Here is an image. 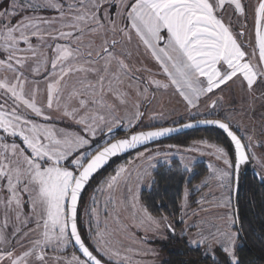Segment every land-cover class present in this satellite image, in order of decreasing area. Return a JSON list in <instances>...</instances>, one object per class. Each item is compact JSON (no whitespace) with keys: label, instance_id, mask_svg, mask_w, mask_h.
<instances>
[{"label":"snow or ice","instance_id":"1","mask_svg":"<svg viewBox=\"0 0 264 264\" xmlns=\"http://www.w3.org/2000/svg\"><path fill=\"white\" fill-rule=\"evenodd\" d=\"M3 4L6 6H0V48L4 53L0 58L3 70L0 73V196L3 197L0 202L5 208L16 210L17 220L24 204H29L35 228L24 232L21 239L27 238L30 232L36 233L37 239L30 241L27 248L21 244L20 252L15 248L0 250V264H48L49 247L55 250L70 243L78 246L81 253V256H73V264H106L104 257L124 264L128 257H122L121 252L111 246L105 232L97 230L92 235L95 248L82 238L79 230L81 194L111 157L179 129L141 130L125 138L109 140L95 152L90 151L92 138L98 132L106 130L111 134L123 123L121 117L114 115L115 106L106 102V95L115 94L120 103L126 104L127 99H121L125 94L118 86L125 77L137 79L131 76L129 65L116 54L120 41L115 37L120 35L122 39L131 40L134 34L158 63L168 82L149 79L148 86L174 87L189 108H198L201 97L210 99L209 94L223 92L230 83L239 81L248 93L256 87H264V0H254L250 5L254 46L248 49L243 39L246 32L240 30L243 25L239 23L247 17L249 8L244 0H37L35 4L31 0L27 3L3 0ZM42 8L52 9L58 15L50 18L21 15ZM85 36L98 38L100 43L97 45L95 39L85 43L82 39ZM33 38L41 44L46 39L65 42L55 43L53 59L45 57L32 67L29 60L41 55L32 43ZM21 44L26 47L22 48ZM26 69L36 74L43 69L46 81L43 100L38 85L28 80ZM73 75H81L82 79L65 95L66 78ZM137 89L138 95L147 92V87L143 92L138 85ZM216 104L217 101L212 100L210 107L215 108ZM133 107V112L126 113L129 127L143 115L138 104ZM61 119L71 120L80 131L58 128L53 121ZM196 124L217 126L234 144L231 157L223 146L209 145L224 164V168L213 169V173L229 193L241 166L250 160L259 161L264 172V156L257 157L248 151L252 136L242 139L226 120L204 119ZM180 127L194 125L188 123ZM17 139L20 143H16ZM9 140L12 142H7ZM200 143L206 141L194 142ZM159 156L167 162V154L159 149L139 152L136 160L146 174ZM136 167L132 160L119 166L97 191L111 192L121 183H127ZM132 199L133 207L141 213L137 227L175 233L168 215L154 216L147 206L139 203L135 194ZM230 199V195L225 197L224 206ZM91 200L93 205L97 203L95 195ZM187 207L188 190L185 189L178 209L182 221ZM87 211L98 215L95 207ZM21 222L27 223V220ZM236 223L237 215L229 213L223 227L205 230L197 226L198 231L190 234L187 242L203 249L207 256L215 257L219 252L224 257L221 264H242L237 254L240 234L233 231ZM7 225L5 217L3 226ZM19 232L16 228L13 235ZM5 240L4 232L0 231V242Z\"/></svg>","mask_w":264,"mask_h":264},{"label":"rangeland","instance_id":"2","mask_svg":"<svg viewBox=\"0 0 264 264\" xmlns=\"http://www.w3.org/2000/svg\"><path fill=\"white\" fill-rule=\"evenodd\" d=\"M23 3H27L28 0H21ZM33 4L37 3V0H31ZM249 5L247 17L242 18L239 23L243 25L240 30L246 32L244 44L246 49L254 46V27L253 16L251 10V4L254 0H244ZM0 6H6L3 4V0H0ZM114 11V9H113ZM231 13V9L228 10ZM39 15L42 17H55L58 14L52 9H37L35 12L28 10L21 15ZM232 19L235 21V17ZM15 23V19L13 20ZM120 43L117 45L116 54L129 65L132 69L131 76L125 77L123 83L119 85V91L124 93L127 103L122 104L117 99L115 94L106 95V102L110 105H114L116 111L114 115L121 117L123 123L117 127H121L122 131H128L130 129L141 130L149 127L160 125H173L182 121L202 118L204 116L219 115L226 119L232 127L236 128L240 135L246 139V136H252L253 142L249 146L248 150L254 152L257 157L264 156V87H256L252 93H248L241 87L239 81L235 84H229L224 88L223 92L217 91L210 99L201 97L198 108H189L186 105L183 97L178 94V91L169 86L168 88H157L155 85H147L149 79H155L167 83V77L162 72L158 63L151 57L150 53L144 48V45L133 34L131 40L122 39L120 35L115 37ZM85 43L89 39H95V43H100L98 38L85 36L82 38ZM62 40H50L46 39L43 44L33 38L32 43L38 48V55L36 59H30L29 64L35 67L38 63H41L45 57L49 60L55 57L54 46L55 43H64ZM51 44L53 47L49 48L47 45ZM22 48L26 47L24 44L20 45ZM19 55H31L30 53H20ZM3 49L0 48V58H3ZM50 67V65H49ZM3 70L0 69V73ZM28 80L34 81L40 89V99L43 100L46 81L43 69L40 74L31 72L29 69L25 70ZM11 75L10 73H5ZM82 79L81 75H73L66 78L65 95L67 91L76 84L78 80ZM89 79L94 82V78L89 76ZM137 85L139 91L143 92V88L147 87V92L142 95H138ZM32 85H29L31 89ZM222 97V99H218ZM212 100H216L217 104L215 108L210 107ZM11 104V101H9ZM135 104L139 105V111L143 113L139 121L133 122L131 127L127 124L126 113H131L135 110L133 107ZM95 111L96 109H92ZM104 114V110L101 111ZM39 122V118H36ZM53 123L58 128H63L71 132H79L80 127L74 124L69 119L55 120ZM119 132V133H120ZM118 133L107 134L105 132H98L97 136L92 138L90 151L95 152L97 148L107 143L114 138ZM206 141V143L194 144V142ZM11 143L12 141H7ZM16 143H20L17 139ZM209 145L223 146L229 153L230 147L218 133L203 131L197 137L191 139L185 145H178L174 142H166L162 144L151 145L146 148H142L132 155L126 157L119 163L110 167L106 173H104L98 181L88 190L84 202L81 206V224L85 230L86 237L93 248L95 243L92 240V235L95 231L99 230L107 234V238L110 241L111 246L114 249H118L121 252V256L128 257L124 264H170V255L162 248L166 242L171 240L170 231L167 229L156 232L152 230H145L143 227H137L141 218V213L137 208L133 207V194H135L139 203L145 205L142 198L145 192L149 191L153 187L154 174L153 172L162 164L170 165L173 158L179 160L180 165L190 174L185 180L187 183L192 178V167L197 162H204L207 168V172L197 181L192 182L191 185H186L184 188L188 190V207L185 209L186 215H184L183 221L181 220L182 213H179L180 220L172 219L174 229L177 232V237H182L188 241L189 235H194L198 231V227L205 230L215 227H223L225 219L229 213L235 214L233 205V191L229 193L227 188L221 186V182L217 179L213 173V169H222L224 164L221 160L216 158L214 149ZM23 147V145H21ZM173 146V147H170ZM146 149L155 150L159 149L162 153L167 154V162L163 156L157 157L152 161L153 167L147 168L146 174L141 170L140 162L136 160L139 152H144ZM155 154V153H153ZM135 161L137 167L132 171V178L127 183H121L115 190L109 192H99L97 189L102 186L110 175H114L116 169L121 165H127L128 161ZM252 166L259 171L264 177L260 162L252 160ZM144 167H147L146 165ZM139 174V180L137 175ZM184 191L181 197L180 203L184 198ZM95 195L97 203L93 205L91 197ZM230 195V203L224 206L225 197ZM3 197L0 196V201ZM27 200V197H24ZM107 204V208H105ZM146 206V205H145ZM91 207L97 209L98 215H90L87 210ZM149 211V210H148ZM150 212V211H149ZM195 213V214H193ZM154 215V214H152ZM159 216V215H154ZM7 217L8 225L4 227V220ZM97 219L99 223H97ZM27 220V223L21 221ZM180 221V225L176 223ZM191 225V227H188ZM16 228L20 229V232L13 235ZM35 228V217L32 215L31 206L27 203L24 204L21 210L20 220L16 218V210L5 208L4 204L0 202V231H3L6 240L0 242V250L5 248H15L17 252L22 251L21 244L25 248L29 246L30 241L37 239L36 233H29L27 238L21 239L24 232H28L29 229ZM89 229L92 231L90 232ZM183 234H181V230ZM233 231H237L236 224L233 226ZM238 232V231H237ZM158 241V243L153 242ZM188 243V242H187ZM189 244V243H188ZM241 241L239 240V246ZM191 246V245H190ZM196 248L195 246H191ZM132 249V251H128ZM202 255L210 259L213 264H221L224 257L217 252L215 257ZM238 251V250H237ZM47 255L49 257L48 264H73V256H80L74 249L73 244L70 243L66 247L53 249L49 247L47 249ZM102 255V254H101ZM104 259L111 264H118L116 260L109 261L107 257Z\"/></svg>","mask_w":264,"mask_h":264},{"label":"trees","instance_id":"3","mask_svg":"<svg viewBox=\"0 0 264 264\" xmlns=\"http://www.w3.org/2000/svg\"><path fill=\"white\" fill-rule=\"evenodd\" d=\"M121 129V127H117V131L115 133L118 134L114 136V138L136 131L135 129H130L128 131L120 132L122 131ZM203 131H212L220 134V136L227 141L230 147V153L233 155L234 149L231 141L225 133L215 127L192 129L151 145L153 146L166 142H174L178 145H185L191 139L200 135ZM114 138L112 137V139ZM140 149L134 150L122 156L114 157L105 168L92 178L83 192L79 203V228L83 238L91 248L93 247L89 243L85 230L81 224V206L84 202L86 194L110 167ZM192 171V178L185 183L190 171L182 168L178 159L173 158L170 165H160L153 172L154 182L152 189L145 192L142 198L148 210L154 215H168L170 221L172 219H177V221L180 220V211L178 209L185 186L191 185L194 181L197 182L207 172V168L204 162H197L193 165ZM234 201V204L236 203L238 208L236 228L240 234L241 241L237 254L242 261V264H264V178L261 180L254 173L253 168L249 169L246 165L241 167L237 196ZM180 224V221L176 223L177 226ZM170 236L171 240L166 242L162 248L170 255V264H212L210 259L202 255L201 249L192 248L187 243L185 237H177L176 230L174 234L170 232ZM151 241L158 243V241Z\"/></svg>","mask_w":264,"mask_h":264},{"label":"water","instance_id":"4","mask_svg":"<svg viewBox=\"0 0 264 264\" xmlns=\"http://www.w3.org/2000/svg\"><path fill=\"white\" fill-rule=\"evenodd\" d=\"M204 119H220V120H225V119H223V118H195V119H190V120L182 121V122H179V123H176V124H173V125H160V126H154V127H149V128L141 129V130H151V129L158 128V127H176V128L179 129V131H177V132H173V133H171V134L168 135V136L158 138L157 140H155V141H153V142H150V143H148L147 145L138 146L136 149H131V150H128V151H126V152L119 153L118 155L111 157V158L108 160V162H107V163H106V164H105L100 170H98V172H100L103 168H105V167L110 163V161H111L114 157L125 155V154H127V153H129V152H132V151L137 150V149H140V148H144V147H146V146H148V145L154 144V143H156V142H158V141H162V140H164V139H166V138H169V137H172V136H174V135H177V134H180V133H183V132H186V131L192 130V129L207 128V127H215V128H218L217 126H214V125L196 124V121H198V120H204ZM226 122H228V121H226ZM188 123H192V124L194 125V127H180L181 125L188 124ZM231 127H232V126H231ZM218 129H219V128H218ZM232 129H233L234 131H236L233 127H232ZM141 130H136V131H134V132H131V133H128V134H125V135H122V136L116 137V138H114V139H112V140L125 138L126 136H129L130 134H134L135 132H138V131H141ZM220 130L224 133V131H223L222 129H220ZM116 131H117V127L114 128V131H113L112 133H114V132H116ZM236 132H237L238 135H240V134L238 133V131H236ZM240 136H241V135H240ZM228 138H229V137H228ZM242 139H243V138H242ZM229 140H230V138H229ZM231 143H232V142H231ZM105 144H106V143H105ZM105 144H104V145H105ZM104 145H102V146H104ZM232 145H233V149H234V144L232 143ZM102 146H100V147H102ZM100 147H99V148H100ZM241 167H242V166H241ZM240 171H241V168H240V170H239V172H238V174H237L238 179H237L236 183L234 184V192H233V199H234V200L236 199V196H237V191H238V186H239V178H240ZM98 172H97V173H98ZM97 173H95L94 176H95ZM254 173H255V174H256L261 180L263 179V178H262V175L259 173V171H258L257 169L254 170ZM94 176H93V177H94ZM91 180H92V179H91ZM91 180H90V181H91ZM88 184H89V183H88ZM88 184H87V185H88ZM87 185H86V186H87ZM85 188H86V187H85ZM84 190H85V189H84ZM84 190H83V192H84ZM83 192H82V194H81V197H82V195H83ZM80 200H81V199H80ZM234 202H235V201H234ZM234 206H235V213H236V215H237V219H238V213H237L238 208H237V206H236V203L234 204ZM79 230H80V228H79ZM80 233H81V231H80ZM81 236H82V233H81ZM82 238H83V236H82ZM73 246H74L75 250L78 252V254L81 256V253H80V251H79V249H78V246H76V245H74V244H73ZM106 264H109V263L106 262Z\"/></svg>","mask_w":264,"mask_h":264},{"label":"flooded vegetation","instance_id":"5","mask_svg":"<svg viewBox=\"0 0 264 264\" xmlns=\"http://www.w3.org/2000/svg\"><path fill=\"white\" fill-rule=\"evenodd\" d=\"M202 118H223L222 116H219V115H210V116H204V117H202ZM224 119V118H223ZM226 120V119H225ZM227 121V120H226ZM232 126V125H231ZM234 128V127H233ZM218 129V128H217ZM235 130H236V128H234ZM220 130V129H219ZM221 131V130H220ZM237 131V130H236ZM239 133V132H238ZM240 134V133H239ZM120 136H122V135H120ZM117 137H119V136H117ZM242 137V136H241ZM116 138V137H115ZM243 138V137H242ZM244 139V138H243ZM249 151V150H248ZM246 166H248V168L250 169V168H253V166H252V163H251V160H250V162L249 163H247V164H245ZM242 166H244V165H242ZM254 169V168H253ZM233 205H234V200H233Z\"/></svg>","mask_w":264,"mask_h":264}]
</instances>
